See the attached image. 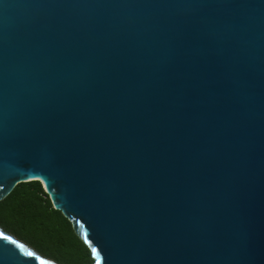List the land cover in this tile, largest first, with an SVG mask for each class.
I'll list each match as a JSON object with an SVG mask.
<instances>
[{
    "label": "water",
    "instance_id": "95a60500",
    "mask_svg": "<svg viewBox=\"0 0 264 264\" xmlns=\"http://www.w3.org/2000/svg\"><path fill=\"white\" fill-rule=\"evenodd\" d=\"M32 180L92 264H264V0H0V200Z\"/></svg>",
    "mask_w": 264,
    "mask_h": 264
},
{
    "label": "trees",
    "instance_id": "16d2710c",
    "mask_svg": "<svg viewBox=\"0 0 264 264\" xmlns=\"http://www.w3.org/2000/svg\"><path fill=\"white\" fill-rule=\"evenodd\" d=\"M0 226L60 264L93 263L90 249L38 180L18 184L0 200Z\"/></svg>",
    "mask_w": 264,
    "mask_h": 264
},
{
    "label": "snow or ice",
    "instance_id": "6c2138e0",
    "mask_svg": "<svg viewBox=\"0 0 264 264\" xmlns=\"http://www.w3.org/2000/svg\"><path fill=\"white\" fill-rule=\"evenodd\" d=\"M0 187H2V185H0ZM0 237H2V234H0ZM2 238L7 239V237H2Z\"/></svg>",
    "mask_w": 264,
    "mask_h": 264
},
{
    "label": "rangeland",
    "instance_id": "374dc122",
    "mask_svg": "<svg viewBox=\"0 0 264 264\" xmlns=\"http://www.w3.org/2000/svg\"><path fill=\"white\" fill-rule=\"evenodd\" d=\"M37 252H38V251H37ZM49 259H51V258H49ZM51 260H53V261L57 262L55 259H51Z\"/></svg>",
    "mask_w": 264,
    "mask_h": 264
},
{
    "label": "flooded vegetation",
    "instance_id": "af4514ba",
    "mask_svg": "<svg viewBox=\"0 0 264 264\" xmlns=\"http://www.w3.org/2000/svg\"><path fill=\"white\" fill-rule=\"evenodd\" d=\"M67 219V218H66ZM68 220V219H67ZM69 221V220H68ZM70 222V221H69ZM71 223V222H70ZM73 227V226H72ZM74 230V229H73ZM75 232V231H74ZM77 235V234H76ZM79 237V236H78Z\"/></svg>",
    "mask_w": 264,
    "mask_h": 264
}]
</instances>
